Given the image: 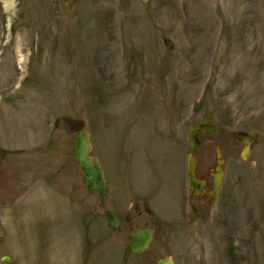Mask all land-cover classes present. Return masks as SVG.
Here are the masks:
<instances>
[{
  "label": "rangeland",
  "instance_id": "1",
  "mask_svg": "<svg viewBox=\"0 0 264 264\" xmlns=\"http://www.w3.org/2000/svg\"><path fill=\"white\" fill-rule=\"evenodd\" d=\"M66 1L0 0V264H158L166 255L174 264H264V0H69L68 12ZM203 117L219 131L201 136L198 175L212 181L218 149L224 174L195 226L182 179L169 189L162 176L178 162L164 146L181 165L184 133ZM82 122L111 186L102 197L74 160ZM29 129L38 136L23 138ZM135 132L142 159L164 168L156 188L145 175L132 195ZM106 209L119 231L106 229ZM142 225L155 238L132 254L128 234Z\"/></svg>",
  "mask_w": 264,
  "mask_h": 264
},
{
  "label": "water",
  "instance_id": "2",
  "mask_svg": "<svg viewBox=\"0 0 264 264\" xmlns=\"http://www.w3.org/2000/svg\"><path fill=\"white\" fill-rule=\"evenodd\" d=\"M70 8V3L66 4V9ZM207 127L208 131L212 134L217 132V125L212 121L205 119L201 121L191 132L192 146L197 148L200 144L199 134ZM240 140L245 143L248 138V134L241 132ZM246 149V146H245ZM92 142L90 140V134L86 127H82L76 131L74 135V152L77 162L81 166L85 175V182L90 190H99L101 194H105L107 187L105 184L104 174L97 157L91 154ZM222 160L218 158L217 174L215 176V186L217 187L222 175ZM195 160L190 158L189 162V177L191 185L195 190H199V187L204 184L203 181H197L194 178ZM106 223L110 230H117L120 228L119 222L115 215L107 211L106 212ZM153 239V230L150 228H141L132 232L129 236V246L134 252L141 253L145 251ZM159 264H172L170 257L162 259Z\"/></svg>",
  "mask_w": 264,
  "mask_h": 264
},
{
  "label": "flooded vegetation",
  "instance_id": "3",
  "mask_svg": "<svg viewBox=\"0 0 264 264\" xmlns=\"http://www.w3.org/2000/svg\"><path fill=\"white\" fill-rule=\"evenodd\" d=\"M151 167H153V166H151ZM207 176L208 175H206V174L200 175V176L196 175V178L205 179L206 180V185L203 188V192H201L199 194H195V195L191 194L192 189L189 187L190 196L187 199V201H189V202L190 201L198 202L199 205H200V208L204 209L206 211V213L208 212V209H209L211 203L214 200V197L211 195V190L213 188V184H212V182L210 181V179ZM133 190H134V187H133V184H131L130 185V192H131L132 195H134ZM134 205L136 207H138V209L140 208L139 207L140 205L146 206L147 203H146V200H144V196L143 195L136 196V194H135V203H134ZM196 211H197L196 212V218L194 220H196L197 217H198L199 218V222H200L203 219V213L202 212L199 213L198 209Z\"/></svg>",
  "mask_w": 264,
  "mask_h": 264
}]
</instances>
